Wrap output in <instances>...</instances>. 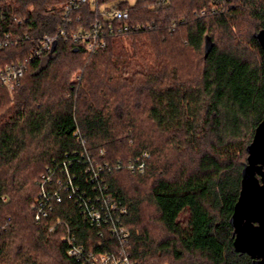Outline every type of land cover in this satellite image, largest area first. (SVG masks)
Segmentation results:
<instances>
[{"label":"trees","instance_id":"16d2710c","mask_svg":"<svg viewBox=\"0 0 264 264\" xmlns=\"http://www.w3.org/2000/svg\"><path fill=\"white\" fill-rule=\"evenodd\" d=\"M67 2L0 0V36L55 33ZM101 5L127 10L132 23L152 28L111 38L92 55L59 42L30 66L19 88L0 89V264H80L66 255L67 227L88 250L117 247L108 234L97 236L67 196L48 218L35 221L39 181L48 167L64 162L88 193V169L109 165L101 177L128 209L123 226L137 264L171 258L254 264L235 251L230 220L247 149L264 119V49L256 38L264 30V0ZM78 15L83 27L96 18L89 5ZM128 38L133 50L123 55L119 44ZM32 46L0 48V64L24 58ZM145 152V173L129 171ZM154 221L158 240L145 225ZM100 242L107 246L99 248Z\"/></svg>","mask_w":264,"mask_h":264},{"label":"built area","instance_id":"2783aa9c","mask_svg":"<svg viewBox=\"0 0 264 264\" xmlns=\"http://www.w3.org/2000/svg\"><path fill=\"white\" fill-rule=\"evenodd\" d=\"M101 1L68 0L60 8L61 23L53 34H44L37 39L28 33L1 35V49L25 46L32 41L34 46L30 48L24 58L0 64V89L12 93L19 88L30 66L51 54L54 44L58 45L59 42H64L82 46L86 55H92L107 48L108 40L111 38L152 28L150 24L132 23L129 11L116 7H105L101 5ZM158 1L160 3L167 2V0ZM86 5L96 12V18L83 27L79 26L83 22V17L78 13ZM205 14L206 11H203L201 16ZM18 23L21 24L19 21ZM175 30L176 26L174 25L171 31ZM149 160L150 154L145 152L127 168L131 172L144 174ZM69 166L70 163L64 162L54 168L48 167L46 173L42 175L39 181L40 193L32 205L35 221L39 223L48 218L55 206L61 204L64 196H67L69 199L75 200L80 216L96 230L99 238L103 239L108 234L117 243V247L113 245L116 247L115 249L112 246L109 247L112 250H88L83 244L78 243L76 235L67 227L63 242L66 245V255L69 258L75 259L80 264H137L131 258L130 233L123 226V217L128 214V209L113 198L109 193V185L101 177L109 169V165L95 164L92 169H88L89 179L87 182L91 184V193L81 190V187L75 184L76 177L70 173ZM104 246H107L104 242L98 244L99 248Z\"/></svg>","mask_w":264,"mask_h":264},{"label":"water","instance_id":"95a60500","mask_svg":"<svg viewBox=\"0 0 264 264\" xmlns=\"http://www.w3.org/2000/svg\"><path fill=\"white\" fill-rule=\"evenodd\" d=\"M256 38L264 49V30ZM56 47L54 44L51 55ZM247 151L241 193L230 222L235 229V251L249 255L254 264H264V119Z\"/></svg>","mask_w":264,"mask_h":264},{"label":"rangeland","instance_id":"374dc122","mask_svg":"<svg viewBox=\"0 0 264 264\" xmlns=\"http://www.w3.org/2000/svg\"><path fill=\"white\" fill-rule=\"evenodd\" d=\"M137 0H127V2L131 5L134 6ZM223 7L220 8H225L223 3H222ZM216 10V9H215ZM219 10V9H218ZM223 11V10H222ZM241 19L243 20H248L249 18L247 16L244 15V17H241ZM118 46V45H117ZM133 46H134V38H128V39H124L120 42L119 44V48L118 51L121 50V48L123 49V55H130L132 50H133ZM117 50V49H115ZM251 61H255V59H257V56L255 55L254 52L252 51H247V53L245 54ZM124 57V56H123ZM122 58V57H121ZM125 58V57H124ZM198 58V57H197ZM194 59V58H193ZM197 60V59H196ZM133 66V64H132ZM79 76V75H78ZM78 76H76L78 78ZM11 96H13V94H10ZM13 99V98H11ZM153 212V210L151 211ZM186 217V216H185ZM185 217H183V219H185ZM146 227L148 226L150 229V236L152 239H160L162 237V233L159 231V226L157 225L156 221L152 222L151 224L146 222ZM170 257V256H169ZM167 264H181V262H177L175 261L173 258L169 259V262H167Z\"/></svg>","mask_w":264,"mask_h":264}]
</instances>
